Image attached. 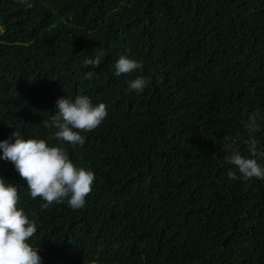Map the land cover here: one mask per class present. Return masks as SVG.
<instances>
[{"label":"trees","instance_id":"16d2710c","mask_svg":"<svg viewBox=\"0 0 264 264\" xmlns=\"http://www.w3.org/2000/svg\"><path fill=\"white\" fill-rule=\"evenodd\" d=\"M27 3L0 0V141L44 139L95 174L82 209H45L0 149L41 264H264V179L245 180L224 150L264 168V119L245 128L264 116V0ZM121 56L142 69L115 75ZM137 76L148 83L129 92ZM81 95L108 115L72 145L43 122Z\"/></svg>","mask_w":264,"mask_h":264},{"label":"clouds","instance_id":"9594fccd","mask_svg":"<svg viewBox=\"0 0 264 264\" xmlns=\"http://www.w3.org/2000/svg\"><path fill=\"white\" fill-rule=\"evenodd\" d=\"M20 2L29 8L32 6L27 0ZM101 63L102 54L94 60L85 61L92 68L99 67ZM142 67L141 62L121 56L115 64V75L129 74ZM93 75L90 71L86 78L91 79ZM147 83L146 78L137 76L128 81V90L143 92ZM56 108L58 112L50 122L44 120L43 125L55 127V138L72 145H83L85 137L81 133L96 129L108 115L105 103L93 105L85 95L77 96L74 101L60 98ZM258 119H264L259 111L249 117L245 128L255 133L259 128ZM13 136L16 137L15 142L0 141V149H3V159L11 161L20 177L26 181L31 198H42L45 201L42 208L45 209L65 199L72 209H82L85 198L92 191L95 174L83 167L78 168L61 146H49L44 139L25 140L19 131L14 132ZM224 150L230 153L226 156L227 161L238 167L245 180L253 177L264 179V168L255 158L242 156L232 143H226ZM250 151L253 157L258 154L254 138L250 140ZM19 199L17 187L0 177V264H41L39 250L29 243V238L37 231V225L29 220L22 208H18ZM91 264H97V261L92 260Z\"/></svg>","mask_w":264,"mask_h":264}]
</instances>
